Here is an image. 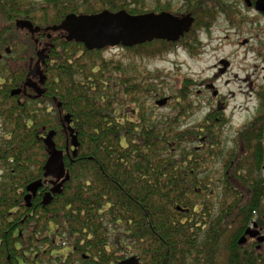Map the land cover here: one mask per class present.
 Returning a JSON list of instances; mask_svg holds the SVG:
<instances>
[{
	"label": "trees",
	"instance_id": "obj_1",
	"mask_svg": "<svg viewBox=\"0 0 264 264\" xmlns=\"http://www.w3.org/2000/svg\"><path fill=\"white\" fill-rule=\"evenodd\" d=\"M23 4L0 0V264H120L132 256L140 264H264L258 250L239 245L254 221L264 228V120L244 130L239 151H225L211 124L180 128L189 104L183 89L159 120L145 102L152 85L126 75L123 62L68 42L62 31L50 39L44 32L69 14L136 13L109 1L84 11L66 0ZM17 20L43 31L20 30ZM156 43L175 44L124 49ZM45 44V94L12 96ZM258 98L263 108L264 88ZM64 114L80 143L74 159ZM50 131L70 180L44 207L48 179L28 208V185L45 181Z\"/></svg>",
	"mask_w": 264,
	"mask_h": 264
},
{
	"label": "rangeland",
	"instance_id": "obj_2",
	"mask_svg": "<svg viewBox=\"0 0 264 264\" xmlns=\"http://www.w3.org/2000/svg\"><path fill=\"white\" fill-rule=\"evenodd\" d=\"M20 1L38 8L45 0ZM108 1L120 2L126 10L142 14L152 12L162 4L160 1L167 0H66L67 4L71 3L82 11L101 8ZM37 14L39 17L44 15L39 10ZM48 14H54L53 10ZM195 17L197 21L192 32L178 43H156L136 50L106 48L103 57L123 62L129 72L126 75H134L143 85H152L157 92L147 94L150 90H145V102L149 112L159 120L177 106L179 91L183 89L189 104L187 112L180 117V128L211 124L216 128L215 134L220 137L225 151H239L244 130L252 123L261 127L264 120V107L258 98V92H263L264 88V17L245 10L241 3L237 12L226 9L221 1L216 7L200 10ZM23 49L20 47L18 52ZM222 60L230 64L221 74ZM187 80L192 85H185ZM209 85L214 86L213 90L207 89ZM215 91L218 98L214 96ZM166 98H170L169 102L159 107L157 103ZM220 106L225 109L218 110ZM215 168L218 169L219 165ZM262 173L264 176V168ZM257 229L264 235V228L258 226ZM253 243L250 240L244 245L252 254L256 245ZM259 247V255L264 256V243Z\"/></svg>",
	"mask_w": 264,
	"mask_h": 264
},
{
	"label": "water",
	"instance_id": "obj_3",
	"mask_svg": "<svg viewBox=\"0 0 264 264\" xmlns=\"http://www.w3.org/2000/svg\"><path fill=\"white\" fill-rule=\"evenodd\" d=\"M257 10L264 13V0H258ZM193 23L194 19L191 16L176 17L170 13H148L134 16L126 11L116 13L103 11L94 15L69 14L60 25L48 27L44 29V32L49 33L48 39H50L51 33L62 31L65 33V38L68 42L81 43L87 50L94 51L119 46L132 48L145 43H151L155 40L177 42L190 32ZM16 27L20 30H27L32 35L43 31L29 20H17ZM48 47L49 45L45 44L44 48L37 51V62L34 66L30 67V72L23 88L12 91V96H19L22 93L26 94L27 89L33 90L37 98L45 94L46 91L43 86L46 83L47 77L42 67L48 58ZM6 52L10 53V49H7ZM220 64L223 67L220 73H225L230 63L227 60H222ZM34 79H38V81H34ZM213 88V85L207 86V89L212 90ZM217 94V92H214V96H217ZM168 100L169 98L163 99L157 105L162 107ZM58 106L61 107V104ZM63 121V127L69 134V144L72 148L71 154L68 148L66 149V154L68 157L74 159L77 157L80 147L78 135L72 127L71 115L66 114L63 117ZM55 137L56 132L50 131L43 138L48 152V159L43 169L45 181L43 182L40 179L28 185V193L25 196V203L28 208L32 207L33 199L36 198L38 192L48 179L52 188L43 197L42 205L44 207L50 205L56 195L62 194L65 183L70 180V175L67 172L64 161V151L57 148L54 141ZM257 228V224L254 223L253 227L248 229L240 239L239 245H244L248 237L256 239L259 244H263L264 236ZM120 264H140V261L137 257L132 256L123 260Z\"/></svg>",
	"mask_w": 264,
	"mask_h": 264
},
{
	"label": "flooded vegetation",
	"instance_id": "obj_4",
	"mask_svg": "<svg viewBox=\"0 0 264 264\" xmlns=\"http://www.w3.org/2000/svg\"><path fill=\"white\" fill-rule=\"evenodd\" d=\"M210 1L213 2V4H214L213 6H215V7H216L217 3L219 1H221L226 9H231L235 12H237L238 6L241 3L244 6L245 10H247L251 13H256L257 15L264 17V13L257 10L258 0H167V1H160L163 4V6H162V4H160L156 7V9H154L152 12H148V13H155V14L170 13L176 17L191 16L194 19V23H193V26H194V24L196 22L195 16L197 15L198 12H200V10H204L205 8H208L209 7L208 2H210ZM148 13H146V12L142 13V14L137 13L136 15H144V14H148ZM193 26H192V29H193ZM248 42H249V40L246 41V44ZM34 81H38V79H34ZM32 92H33V90H32ZM217 98H218V96H217ZM221 106L219 107L220 110L225 109V107H221ZM251 241L254 242L253 244H256L255 249L260 251L259 250L260 247H259V244L257 243V241L256 240H251ZM248 242H250V240H248ZM248 242L245 244H248Z\"/></svg>",
	"mask_w": 264,
	"mask_h": 264
}]
</instances>
